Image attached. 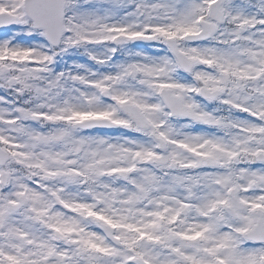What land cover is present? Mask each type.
<instances>
[{
	"label": "snow or ice",
	"instance_id": "6c2138e0",
	"mask_svg": "<svg viewBox=\"0 0 264 264\" xmlns=\"http://www.w3.org/2000/svg\"><path fill=\"white\" fill-rule=\"evenodd\" d=\"M0 264H264V0H0Z\"/></svg>",
	"mask_w": 264,
	"mask_h": 264
}]
</instances>
